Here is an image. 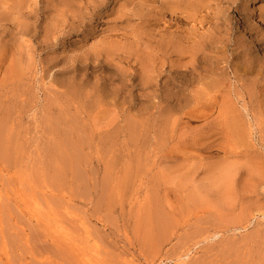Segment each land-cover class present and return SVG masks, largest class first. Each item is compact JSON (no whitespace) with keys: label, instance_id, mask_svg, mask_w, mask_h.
<instances>
[{"label":"rangeland","instance_id":"rangeland-1","mask_svg":"<svg viewBox=\"0 0 264 264\" xmlns=\"http://www.w3.org/2000/svg\"><path fill=\"white\" fill-rule=\"evenodd\" d=\"M251 4L0 0V264H264Z\"/></svg>","mask_w":264,"mask_h":264},{"label":"bare ground","instance_id":"bare-ground-1","mask_svg":"<svg viewBox=\"0 0 264 264\" xmlns=\"http://www.w3.org/2000/svg\"><path fill=\"white\" fill-rule=\"evenodd\" d=\"M259 0H251L252 4L251 6H253L255 3H257ZM60 17V16H59ZM46 42V41H45ZM189 51V50H188ZM192 51V49H191ZM198 53V52H197ZM183 57V56H182ZM200 58V57H199ZM191 62V61H190ZM175 66V65H174ZM196 66V65H195ZM189 67V66H188ZM200 67V66H199ZM169 82V81H167ZM189 82V81H188ZM180 92V91H179ZM162 97V96H161ZM180 97V96H179ZM182 98V97H181ZM54 123V122H53ZM2 125V124H1ZM55 126V125H54ZM4 128V127H3ZM56 128V127H55ZM5 130V128H4ZM70 131V130H69ZM9 136V135H8ZM11 137H8V140L7 137H6V132L3 134L2 132V127L0 126V157L1 155H3V157L6 155H9L10 156V153L13 151L14 153L16 152V150L14 151V146L17 147L15 145V143H13V140L10 139ZM12 143V144H11ZM57 150V149H56ZM55 150V151H56ZM62 152H64V150H61ZM58 152V151H57ZM59 154V153H58ZM65 153H61V156H64ZM5 156V158H6ZM13 157V155H11ZM11 157V158H12ZM66 157V156H64ZM10 159V158H9ZM7 160V159H6Z\"/></svg>","mask_w":264,"mask_h":264}]
</instances>
